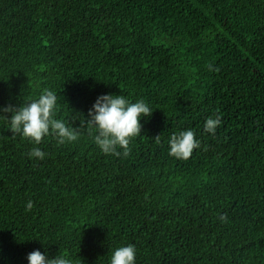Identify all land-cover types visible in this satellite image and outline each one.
Segmentation results:
<instances>
[{"label":"trees","instance_id":"obj_1","mask_svg":"<svg viewBox=\"0 0 264 264\" xmlns=\"http://www.w3.org/2000/svg\"><path fill=\"white\" fill-rule=\"evenodd\" d=\"M44 88L81 135L36 145L0 117V264H111L129 243L135 264H264V0H0V107ZM103 94L152 109L127 157L82 126ZM188 129L200 148L170 156Z\"/></svg>","mask_w":264,"mask_h":264},{"label":"clouds","instance_id":"obj_2","mask_svg":"<svg viewBox=\"0 0 264 264\" xmlns=\"http://www.w3.org/2000/svg\"><path fill=\"white\" fill-rule=\"evenodd\" d=\"M209 70L212 65H208ZM58 95L53 90L44 88L37 99L24 102L19 106L8 104L0 107V113H12L11 118L0 115L10 123V130L15 136L20 134L34 144L39 145L46 136L57 139L58 145L76 142L81 135V128H74L65 119L55 118L57 112ZM152 109L144 100L135 103L123 95L103 94L97 97L92 108L88 111V118L83 120L82 126H87L89 134L94 128L93 139L101 152L106 155L127 157L130 152L132 138L140 135L142 116L149 117ZM223 123L222 114L217 110L204 123V132L215 135L216 129ZM81 126V127H82ZM159 142V135L156 136ZM201 141L196 138L192 129L173 133L169 139V155L180 160H188L195 149H199ZM30 159L44 160L48 155L39 147H33L28 153ZM34 207L32 200L26 203V211ZM222 223L227 222V213L219 216ZM137 248L129 243L114 250L111 264H135ZM29 264H73L71 258L65 254H58L48 258L39 249L27 256Z\"/></svg>","mask_w":264,"mask_h":264}]
</instances>
